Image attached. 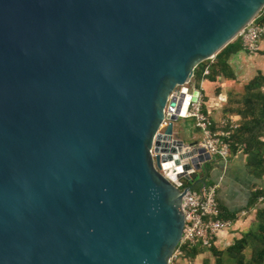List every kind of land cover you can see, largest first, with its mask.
<instances>
[{
    "label": "water",
    "instance_id": "1",
    "mask_svg": "<svg viewBox=\"0 0 264 264\" xmlns=\"http://www.w3.org/2000/svg\"><path fill=\"white\" fill-rule=\"evenodd\" d=\"M263 8L0 0V264H169L211 162L173 130L186 85Z\"/></svg>",
    "mask_w": 264,
    "mask_h": 264
},
{
    "label": "crops",
    "instance_id": "2",
    "mask_svg": "<svg viewBox=\"0 0 264 264\" xmlns=\"http://www.w3.org/2000/svg\"><path fill=\"white\" fill-rule=\"evenodd\" d=\"M229 66L234 77L232 80L219 78L211 82L203 77L199 82L192 81L188 86L189 90L200 91L204 101L203 109L213 120L215 130H229L228 126L221 125L224 120L229 119L233 120L238 127L240 117L229 111L231 109L229 103L235 95L241 94L244 85L258 72L264 75V37L259 41V51L256 54L249 55L241 49L230 57ZM203 76L207 75L203 74ZM192 139L194 143L186 145L193 146L200 142L197 134L193 135ZM203 180L207 182V185L217 187L219 207L224 213L234 215L236 220L229 229L216 236L212 249L197 247V255L186 259L182 264H224V257L219 258L216 255L231 246L242 236L243 231L246 232L252 225L255 209L248 207L250 196L257 187H264V177L263 180H258L251 174L246 163V155L241 149L233 155L230 154L226 160L213 157L196 178V183ZM242 213L245 215H241Z\"/></svg>",
    "mask_w": 264,
    "mask_h": 264
},
{
    "label": "trees",
    "instance_id": "3",
    "mask_svg": "<svg viewBox=\"0 0 264 264\" xmlns=\"http://www.w3.org/2000/svg\"><path fill=\"white\" fill-rule=\"evenodd\" d=\"M255 22L264 24V8L256 16ZM241 41L237 37L225 46L212 60L199 64L193 74L191 83L199 82L203 77L211 82L219 78L234 79L229 66L232 55L241 51ZM208 70L207 76L203 72ZM190 83V84H191ZM230 104L231 113L240 117L238 127L230 132L229 144L230 154H235L238 149L246 155V163L251 174L258 180L264 177V75L258 72L243 87V92L237 100ZM208 164V163H207ZM201 174V173H200ZM199 174V175H200ZM199 175H193L191 181L183 180L184 188L193 190L200 188L207 182L196 183ZM264 196V187H257L251 193L248 207L255 209V219L249 229L239 239L225 250L218 253L230 264H264V201L259 199ZM220 209L219 218L234 222L236 217L226 214ZM197 248L185 249L184 259H191L198 253ZM221 254V255H220Z\"/></svg>",
    "mask_w": 264,
    "mask_h": 264
},
{
    "label": "built area",
    "instance_id": "4",
    "mask_svg": "<svg viewBox=\"0 0 264 264\" xmlns=\"http://www.w3.org/2000/svg\"><path fill=\"white\" fill-rule=\"evenodd\" d=\"M241 41L242 50L253 55L259 51V41L264 37V24H258L255 19L247 24L237 36ZM204 75L208 71L203 72ZM191 81L186 85L188 93L191 94L198 90H189L188 86ZM199 94L195 101H189L185 116L183 119H192L194 127L201 134L200 142L196 145L188 147L201 148L212 157H217L226 160L230 156L229 139L230 132L237 128L233 120H224L221 125L228 126L229 130L216 129L213 120L209 114L204 111L203 97ZM180 93V88L174 90L169 96L168 102L172 96H177ZM166 119L162 122L160 130L167 126ZM180 188L181 192L185 191V195L181 199V211L184 216V226L182 236L178 246L174 250L169 264H182L184 259V250L194 247L210 250L213 248L216 236L229 229L232 226L231 221L222 220L219 218L220 209L217 201V187L215 185H203L198 189ZM264 201V196L259 199V202ZM241 215H245L242 213Z\"/></svg>",
    "mask_w": 264,
    "mask_h": 264
},
{
    "label": "rangeland",
    "instance_id": "5",
    "mask_svg": "<svg viewBox=\"0 0 264 264\" xmlns=\"http://www.w3.org/2000/svg\"><path fill=\"white\" fill-rule=\"evenodd\" d=\"M242 92H243V88H242ZM240 95L239 96L235 95L233 97V100H237L240 97ZM174 133L184 142V144L194 143L192 136L195 134L199 135V137L201 138V134L199 133V131L195 130L194 121L192 119H182L177 121L174 124ZM243 233H245V231H243ZM224 264H230V262L225 261Z\"/></svg>",
    "mask_w": 264,
    "mask_h": 264
}]
</instances>
